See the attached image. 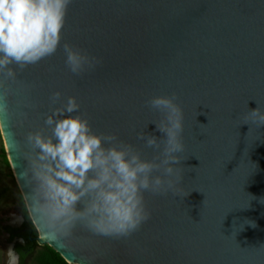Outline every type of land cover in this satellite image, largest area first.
<instances>
[{"label": "water", "instance_id": "1", "mask_svg": "<svg viewBox=\"0 0 264 264\" xmlns=\"http://www.w3.org/2000/svg\"><path fill=\"white\" fill-rule=\"evenodd\" d=\"M65 42L99 62L73 74ZM6 83L0 137L13 180L35 239L62 264H264V124L245 119L264 110V0H71L56 54ZM69 95L93 131L145 159L160 150L137 133L164 136L147 101L172 96L183 111L179 163L171 177L157 170L173 184L145 193L150 217L127 238L77 227L54 239L31 215L19 146Z\"/></svg>", "mask_w": 264, "mask_h": 264}, {"label": "clouds", "instance_id": "2", "mask_svg": "<svg viewBox=\"0 0 264 264\" xmlns=\"http://www.w3.org/2000/svg\"><path fill=\"white\" fill-rule=\"evenodd\" d=\"M71 0H0V115L10 120L7 80H15L17 69L56 54ZM65 64L79 75L99 61L63 44ZM13 65L15 67H13ZM61 93L51 94L56 104ZM147 103L162 111L155 135L138 132V139L153 149L158 158H142L135 147L114 133H97L74 96L45 114L44 125L28 131L19 146L24 161L22 169L28 185L27 198L31 215L51 238L70 236L79 227L93 236L127 238L138 231L150 213L146 192L159 193L173 181L158 174L163 166L171 177L179 163L184 144L183 111L172 96L156 95ZM264 124V110L250 109L245 119ZM161 140L163 147L161 148ZM7 261L19 256L11 248Z\"/></svg>", "mask_w": 264, "mask_h": 264}, {"label": "rangeland", "instance_id": "3", "mask_svg": "<svg viewBox=\"0 0 264 264\" xmlns=\"http://www.w3.org/2000/svg\"><path fill=\"white\" fill-rule=\"evenodd\" d=\"M24 222L31 225L34 235L38 234L14 183L12 170L0 137V264H6L8 249L14 250L15 243H24V240L19 236H9L8 232L2 229V226L8 225L12 228H18ZM13 233H16V230ZM42 245L44 243L37 241L35 252L19 263L40 264L38 257L42 251ZM8 264H16L15 258Z\"/></svg>", "mask_w": 264, "mask_h": 264}, {"label": "trees", "instance_id": "4", "mask_svg": "<svg viewBox=\"0 0 264 264\" xmlns=\"http://www.w3.org/2000/svg\"><path fill=\"white\" fill-rule=\"evenodd\" d=\"M25 228L24 230H20ZM2 229L8 232L9 236H19L24 240L23 244L15 243L13 246L14 251L19 256L20 263L28 256H31L37 247V241L34 233H32L31 225L27 222L22 223L18 228H12L8 225H3ZM18 230L16 233L13 231ZM38 260L40 264H62L57 257L50 251V249L44 244L42 245V251L39 254ZM19 263V264H20Z\"/></svg>", "mask_w": 264, "mask_h": 264}, {"label": "bare ground", "instance_id": "5", "mask_svg": "<svg viewBox=\"0 0 264 264\" xmlns=\"http://www.w3.org/2000/svg\"><path fill=\"white\" fill-rule=\"evenodd\" d=\"M39 236V235H38ZM39 240L41 241V242H43L41 239H40V237H39Z\"/></svg>", "mask_w": 264, "mask_h": 264}, {"label": "flooded vegetation", "instance_id": "6", "mask_svg": "<svg viewBox=\"0 0 264 264\" xmlns=\"http://www.w3.org/2000/svg\"><path fill=\"white\" fill-rule=\"evenodd\" d=\"M25 228H21L20 230H24Z\"/></svg>", "mask_w": 264, "mask_h": 264}]
</instances>
